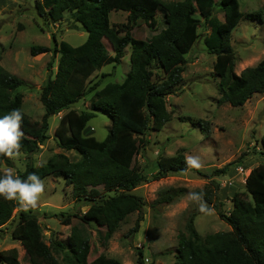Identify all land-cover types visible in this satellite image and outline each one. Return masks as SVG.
<instances>
[{"label":"trees","instance_id":"16d2710c","mask_svg":"<svg viewBox=\"0 0 264 264\" xmlns=\"http://www.w3.org/2000/svg\"><path fill=\"white\" fill-rule=\"evenodd\" d=\"M215 5L216 0H35L37 12L47 19L60 21L69 12L75 23L80 22L86 37L73 45L65 39L57 40L53 33V46L31 45L33 55L47 51L58 55L55 71L49 73L39 87V100L44 107L39 120L30 119L22 109L23 96L18 87L25 84V80L0 64V117L12 109L22 110L21 151L33 153L49 137L48 117L65 109L53 137L58 146L73 148L79 156L71 160L64 152H53L40 167L27 162L14 174L22 179L33 172L41 179L62 175L65 183L71 185L70 195L74 199L88 200L89 204L83 212L69 213L62 219L63 223L70 224L64 239L51 237L47 242L41 222L32 209L19 208L13 214L18 202L0 196V227L14 219L10 235L24 248L29 264H59L55 255L58 252L65 264H123L102 253L90 261L83 260L82 254L89 248L85 226L103 228L104 232L99 230L103 235L112 234L129 213L139 211L145 203L141 195L132 191L133 187L142 181L189 168L184 154L178 151L159 155L156 170L146 174L136 155L146 146L147 133L162 128L171 117L166 96L182 81L185 54L199 36L201 21L209 27L203 43L207 51L215 55L217 103L240 105L254 92L264 91V54L255 65L245 66L239 73L233 67L235 56L230 33L243 15L239 1L223 2L222 19L214 13ZM112 10L126 11L125 21L111 22ZM245 17L261 20V9L247 12ZM139 18L151 31L146 38L131 34ZM104 38L110 43L112 53L108 52ZM126 47L130 66L121 81H108L101 87L98 82L87 84L88 76L102 65L120 62ZM52 65L53 61L48 60V69L51 70ZM86 94H89L87 108L77 110L71 106ZM97 111L110 117L108 133L102 139L84 133L88 120ZM199 124H202L200 120ZM260 142L261 148L255 150V145L252 156L264 157V132ZM246 157L242 154L214 168L212 173L224 174L229 166ZM1 161L11 165L7 157L0 156ZM7 171L0 169V177ZM214 184L215 190L208 186L194 193L203 192L204 199L211 204L208 208L212 206L230 229L201 235L194 225V217L201 211H191L185 222L186 232L178 233L173 264H264V163L250 168L244 178V188L235 189L229 197L228 209L216 192L218 182ZM108 191L111 194L107 195ZM175 194V191H167L161 199L170 201ZM140 216L128 230L129 234L137 230ZM70 217L78 218L79 222L77 219L71 223ZM136 249L137 264H144L141 248ZM0 264H21L15 246L0 249Z\"/></svg>","mask_w":264,"mask_h":264},{"label":"rangeland","instance_id":"374dc122","mask_svg":"<svg viewBox=\"0 0 264 264\" xmlns=\"http://www.w3.org/2000/svg\"><path fill=\"white\" fill-rule=\"evenodd\" d=\"M225 0H216L214 13L222 19V4ZM239 9L243 13L230 33V44L234 51V70L239 73L245 66L255 65L264 54V0H238ZM261 9L262 19L245 17V13ZM159 13V12H158ZM127 12L112 10L109 13L111 22L125 21ZM161 22V14L157 15ZM74 22L70 13L60 21H53L40 15L35 8V0H0V64L9 72L23 78L25 84L18 87L22 92V109L32 120H39L44 107L39 100V87L49 73L55 71L57 54L47 51L36 55L31 54L33 44L53 46L52 34L56 39H65L76 45L86 37V31L80 22ZM79 24V25H78ZM163 25V24H162ZM209 27L201 21L198 26L199 36L185 54L186 62L182 70V81L175 91L166 96V105L171 117L158 130L147 133L148 142L136 155L146 174L156 170L155 161L159 155H171L181 151L187 156L198 157L202 167L187 168L183 171L170 172L163 177L142 181L132 188L141 195L145 203L140 210L129 213L112 234L99 233L98 227L86 225L85 235L89 240V248L81 256L90 261L99 254L112 256L123 264H137V247L142 250L144 264H173L178 233L186 232L185 222L189 213L199 210L197 202L190 198L196 190H215L214 182L219 187L216 192L224 200V208L230 207L229 197L235 189L244 188L247 170L258 163H264V157L253 154V150L261 148L260 136L264 132V91L254 92L240 105L229 102L217 103V78L213 73L215 55L207 51L203 43ZM131 34L146 38L151 34L146 23L137 19ZM109 53L110 43L104 38ZM53 61L52 69H48V60ZM129 48L118 63H108L95 70L86 79L87 84L98 82L99 87L108 81H121L129 69ZM88 95L81 97L73 104L77 110L88 106ZM65 111V109H64ZM59 113L48 117L47 133L49 137L41 144L40 149L33 153L21 151L18 160L11 159V165L0 162L1 170L11 169L13 173L25 167L27 162L34 165L44 162L59 147L53 137ZM191 118V119H190ZM199 120L205 127L199 124ZM110 117L103 111H97L84 129L85 134H92L102 139L108 133ZM71 160L79 154L77 151H66ZM242 161L229 166L224 174L212 173L214 168L238 159ZM45 181V192L36 209L44 239H64L70 230L69 223H63L67 214L83 212L89 201L74 199L71 185L66 184L62 175H48ZM102 190V186H98ZM177 190V191H176ZM167 191H175L172 200H162ZM106 194H111L110 191ZM215 200V199H214ZM207 206L208 202L204 199ZM21 208H14L13 214ZM210 214L199 212L194 217V225L201 235L217 230L230 229L229 224L221 219L211 206ZM139 225L135 232L128 233L138 215ZM78 218L70 217V222ZM13 221L0 227V249L15 246L21 264H29L27 254L18 240L10 235ZM79 222V219H78ZM104 232V229L101 230ZM59 264H65L61 253H55Z\"/></svg>","mask_w":264,"mask_h":264},{"label":"clouds","instance_id":"9594fccd","mask_svg":"<svg viewBox=\"0 0 264 264\" xmlns=\"http://www.w3.org/2000/svg\"><path fill=\"white\" fill-rule=\"evenodd\" d=\"M61 114H59V117ZM23 120L24 115L19 108L12 109L3 117H0V156L13 160L20 159L24 137ZM185 163L191 168L199 169L202 167L198 157L187 156ZM35 166L40 167L41 165L37 162ZM249 170H247L246 175ZM44 192L45 181L35 172L30 173L26 179H22L9 169L3 177H0V196L6 200L18 202L24 211L36 209ZM190 198L199 204L201 212L210 214L211 210L204 203L203 192L191 193Z\"/></svg>","mask_w":264,"mask_h":264},{"label":"crops","instance_id":"0c3cea01","mask_svg":"<svg viewBox=\"0 0 264 264\" xmlns=\"http://www.w3.org/2000/svg\"><path fill=\"white\" fill-rule=\"evenodd\" d=\"M59 147V150L58 151H60V152H64V153H66V151H70V150H74V151H76L75 149H73V148H71V149H65V148H63V147H60V146H58ZM78 153V152H77Z\"/></svg>","mask_w":264,"mask_h":264}]
</instances>
